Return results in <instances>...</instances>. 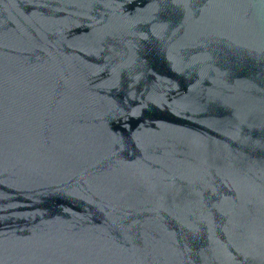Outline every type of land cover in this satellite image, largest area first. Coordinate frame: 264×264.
Wrapping results in <instances>:
<instances>
[{"label": "water", "instance_id": "1", "mask_svg": "<svg viewBox=\"0 0 264 264\" xmlns=\"http://www.w3.org/2000/svg\"><path fill=\"white\" fill-rule=\"evenodd\" d=\"M0 264H264V0H0Z\"/></svg>", "mask_w": 264, "mask_h": 264}]
</instances>
